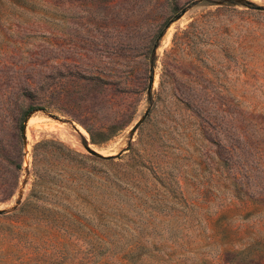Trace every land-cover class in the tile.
<instances>
[{
	"label": "rangeland",
	"instance_id": "obj_1",
	"mask_svg": "<svg viewBox=\"0 0 264 264\" xmlns=\"http://www.w3.org/2000/svg\"><path fill=\"white\" fill-rule=\"evenodd\" d=\"M244 1L0 0V150L23 153L0 264H264V0Z\"/></svg>",
	"mask_w": 264,
	"mask_h": 264
},
{
	"label": "trees",
	"instance_id": "obj_2",
	"mask_svg": "<svg viewBox=\"0 0 264 264\" xmlns=\"http://www.w3.org/2000/svg\"><path fill=\"white\" fill-rule=\"evenodd\" d=\"M150 70V69H149ZM151 78V74L150 71L147 75V81L145 83V87L144 90L145 92H149L148 90V83H149V79ZM42 107H33V106H29L27 107V109H25L18 121V125H17V129H18V134L16 137V141L17 143L22 144V137H23V123L24 121L27 119V117L34 111L36 110H40ZM89 135L90 138L93 142L97 143L99 142V140L94 139L92 137V132L87 128L84 127ZM46 140H41L35 143V145L32 148V151H34L35 147L45 143ZM22 150L19 149L17 150L15 153H10V152H6V151H1L0 150V201L4 200L8 197H10L13 193V191L15 190V188L18 185V173L21 170V157H22ZM32 164H33V160H34V153L32 152Z\"/></svg>",
	"mask_w": 264,
	"mask_h": 264
},
{
	"label": "water",
	"instance_id": "obj_3",
	"mask_svg": "<svg viewBox=\"0 0 264 264\" xmlns=\"http://www.w3.org/2000/svg\"><path fill=\"white\" fill-rule=\"evenodd\" d=\"M244 4L246 6H251V7H255V8H259L258 6H255L252 2L248 1V0H245L244 1ZM151 82H152V78L149 79V83H148V90L150 89V85H151ZM145 114V113H144ZM144 114L132 125V127L130 128L129 132L130 133H133L134 130L137 128V126L140 124V122L143 120L144 118ZM22 139H24V135L22 137ZM83 147L84 149L92 156L96 157V158H99V159H107L109 158L111 155H103L99 152H97L96 150L90 148L88 145L86 144H83ZM3 210L0 209V213H2Z\"/></svg>",
	"mask_w": 264,
	"mask_h": 264
}]
</instances>
